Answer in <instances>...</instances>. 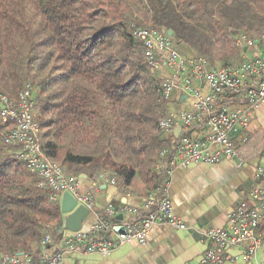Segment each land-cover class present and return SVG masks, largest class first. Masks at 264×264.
<instances>
[{
    "label": "trees",
    "instance_id": "16d2710c",
    "mask_svg": "<svg viewBox=\"0 0 264 264\" xmlns=\"http://www.w3.org/2000/svg\"><path fill=\"white\" fill-rule=\"evenodd\" d=\"M139 28L172 31L180 54L233 66L237 36L264 30V0H0V88L16 99L37 83L40 140L65 171L108 174L120 187L142 176L147 198L161 197L169 178L155 165L176 137L158 129L169 106ZM4 130L0 118V255L39 256L63 227L61 204L4 144Z\"/></svg>",
    "mask_w": 264,
    "mask_h": 264
},
{
    "label": "built area",
    "instance_id": "2783aa9c",
    "mask_svg": "<svg viewBox=\"0 0 264 264\" xmlns=\"http://www.w3.org/2000/svg\"><path fill=\"white\" fill-rule=\"evenodd\" d=\"M134 37L146 48V58L153 72L160 69L161 60L173 71L162 78V101L169 112L158 120L161 133L175 135L171 147L161 152L155 165L157 173L169 176L173 169L194 164L218 165L225 160H237L244 164L237 151L236 142L249 139L255 111L264 105V30L254 38L240 34L235 46L241 51V60L233 66H218L206 58H186L176 49L168 35L152 29H137ZM200 85V86H199ZM206 85L208 92H202ZM31 84L16 99L0 88V118L4 125V144L17 147L16 158L39 180L41 189L54 193L53 199L61 204L69 193L94 213V201L90 192L80 191L76 175L65 171L48 157L40 140V125L32 100ZM179 98L192 97L189 111L171 107L175 94ZM115 182H113L114 184ZM108 219L97 220L87 232H71L67 237L47 235L41 242V254L0 255V264H62L68 255H99L108 257L131 241L141 245L156 226L171 225L185 230L187 226L173 211L166 194L147 198L143 211L122 205L107 209ZM132 215V219L118 225L119 215ZM264 170L255 174V183L247 195L228 216L226 227L206 233L209 248L198 264H225L242 260L244 264H264ZM114 238L111 235L115 229ZM235 250L242 252L234 256Z\"/></svg>",
    "mask_w": 264,
    "mask_h": 264
},
{
    "label": "crops",
    "instance_id": "0c3cea01",
    "mask_svg": "<svg viewBox=\"0 0 264 264\" xmlns=\"http://www.w3.org/2000/svg\"><path fill=\"white\" fill-rule=\"evenodd\" d=\"M181 54L186 58L196 57L186 48L181 50ZM163 61L157 71L161 78L173 72ZM201 88L204 94L208 92L206 85ZM178 97V93L175 94L171 104L173 109H192V97ZM236 146L245 161L241 167L237 160L229 159L218 165L194 164L178 167L168 176L166 194L171 200L174 214L187 229L181 230L171 225L156 226L150 232L146 245L131 241L108 257L72 254L62 264H198L210 246L206 233L226 227L229 214L254 185L257 169L261 167L264 170V105L254 113L248 141H237ZM76 176L80 191L90 192L94 201V213L85 222L83 232H87L97 220L108 219L109 207L117 209L127 205L141 211L145 209L147 183L142 176H138L129 187L113 184L114 178H110L108 174L104 177L87 174ZM117 218L118 225L122 226L124 221L132 219V215L126 213ZM261 229L264 233V225ZM119 230L116 228L111 238ZM70 235L71 232L62 229L58 230L57 237ZM232 254L241 256L242 252L235 250ZM225 264L244 262L239 260Z\"/></svg>",
    "mask_w": 264,
    "mask_h": 264
},
{
    "label": "water",
    "instance_id": "95a60500",
    "mask_svg": "<svg viewBox=\"0 0 264 264\" xmlns=\"http://www.w3.org/2000/svg\"><path fill=\"white\" fill-rule=\"evenodd\" d=\"M168 36L172 39L173 32L169 31ZM185 96L182 98L184 99ZM178 99H180L178 97ZM181 133L180 129L175 130V135L178 137ZM61 212L64 219L62 229L69 232H79L83 229L85 222L91 217L89 209L83 205L77 206V201L69 193H65L61 200ZM60 229V230H62Z\"/></svg>",
    "mask_w": 264,
    "mask_h": 264
},
{
    "label": "rangeland",
    "instance_id": "374dc122",
    "mask_svg": "<svg viewBox=\"0 0 264 264\" xmlns=\"http://www.w3.org/2000/svg\"><path fill=\"white\" fill-rule=\"evenodd\" d=\"M48 70H46L45 72H43V73H40L39 74V76L37 75V78H38V80H44L45 78H47V75H48ZM158 74V73H157ZM36 84L37 83H33L32 84V86H33V90H32V100H33V102L35 103L36 102V100H35V97H36V94L38 95V88L36 87ZM36 113H37V118H38V116H39V111L37 110L36 111ZM39 119V118H38Z\"/></svg>",
    "mask_w": 264,
    "mask_h": 264
}]
</instances>
